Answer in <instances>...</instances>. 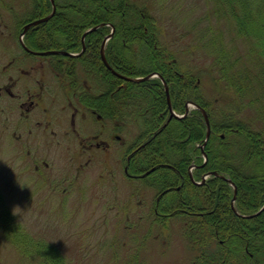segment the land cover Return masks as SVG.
Returning <instances> with one entry per match:
<instances>
[{
	"label": "trees",
	"instance_id": "trees-1",
	"mask_svg": "<svg viewBox=\"0 0 264 264\" xmlns=\"http://www.w3.org/2000/svg\"><path fill=\"white\" fill-rule=\"evenodd\" d=\"M66 1L57 0L59 14L65 13ZM138 1L72 0V21L60 22L59 34L70 40L74 48L70 52L76 53L84 29L101 23L112 25L114 34L105 50L112 67L129 78L160 74L175 111L184 114L185 104L193 101L207 112L209 138L201 150L206 127L198 110L182 119H169L160 80L127 82L103 69L99 46L109 27L87 34L86 52L76 58L82 75L92 77L90 70L103 75L104 82L96 80L91 85L94 97L90 106L98 109V102L104 101L107 120L119 119L122 135L128 132L132 147L138 148L134 167L128 166L129 171L143 176L138 179L137 191L150 190L156 196L167 191L159 200L157 213L169 222L181 221L186 240L199 253L193 264H264V210L246 217L264 205V0H208L215 17L233 29L236 39L231 40L242 38L247 43L245 57L239 56L237 48L223 46L210 24L206 32L205 28L193 31L199 35L201 49L211 57V67L206 70L213 75L217 95L233 97L230 107L218 111L202 98L200 77L163 48L150 7L138 6ZM46 12L47 8H42V13ZM255 104L259 110L245 109H253ZM202 154L207 157L205 164ZM190 166H196L192 171L195 182L209 172L233 182L235 212L231 207L233 189L226 180L211 176L196 185L188 172ZM150 217L159 226L166 222L154 212ZM0 228L28 261L64 264L55 247L25 233L4 207H0Z\"/></svg>",
	"mask_w": 264,
	"mask_h": 264
},
{
	"label": "rangeland",
	"instance_id": "rangeland-1",
	"mask_svg": "<svg viewBox=\"0 0 264 264\" xmlns=\"http://www.w3.org/2000/svg\"><path fill=\"white\" fill-rule=\"evenodd\" d=\"M137 3L150 7L163 48L175 53L179 63L182 61L200 77L202 98L212 104L213 111L234 103L233 97L223 99L217 95L213 75L206 70L211 67V57L201 49L199 35L193 31L205 28L206 32L210 24L223 46L237 48L243 57L247 43L242 38L231 40L236 39L233 29L215 17L211 2L139 0ZM242 61L250 63L246 58ZM165 85L171 100L166 82ZM258 108V104L253 109L245 107L253 111ZM246 110L245 116L249 114ZM175 115L182 114L175 111ZM6 124L0 114V207L6 208L33 239L55 247L64 264H193L199 253L186 240L181 221L161 219L167 223L160 226L152 223L150 214L154 210L148 211V203L154 194L142 188L136 195L132 192L131 184L123 177L124 163L121 158H112L114 151L106 152L109 158H57L60 156L53 149L51 155L55 158H24L8 136ZM191 169L192 166L188 172ZM0 264H34L5 237L2 228Z\"/></svg>",
	"mask_w": 264,
	"mask_h": 264
},
{
	"label": "flooded vegetation",
	"instance_id": "flooded-vegetation-1",
	"mask_svg": "<svg viewBox=\"0 0 264 264\" xmlns=\"http://www.w3.org/2000/svg\"><path fill=\"white\" fill-rule=\"evenodd\" d=\"M66 3L65 13L59 14L57 0H0V114L7 122L8 136L24 158H55L53 149L60 156L57 158H109L106 152L112 150L116 153L112 158H121L124 163L123 177L136 195L137 181L143 176L128 168L134 167L138 148L122 135L119 119L107 120L104 101L98 102V109L90 106L89 100L94 97L92 83L104 79L93 70L92 77L82 75L76 59L86 52V37L91 28L82 31L76 53L70 52L74 49L70 40L59 34L60 22L72 21V0ZM42 8H47L46 14ZM102 24L92 27V32L104 28ZM107 36L99 46L100 60L103 69L115 76L101 59ZM61 43L65 45L62 48L58 47ZM106 63L119 74L107 59ZM167 109L170 117L168 103ZM209 173L202 176L201 182ZM166 195L167 191L154 194L148 203L162 219L167 217L158 214L157 209L159 200Z\"/></svg>",
	"mask_w": 264,
	"mask_h": 264
},
{
	"label": "water",
	"instance_id": "water-1",
	"mask_svg": "<svg viewBox=\"0 0 264 264\" xmlns=\"http://www.w3.org/2000/svg\"><path fill=\"white\" fill-rule=\"evenodd\" d=\"M37 23H40V21L37 22ZM37 23H36V24H37ZM110 38H111V35L108 36V37L105 39V41L103 42V44H102V48H101V59H102L103 63L105 64V66L107 67V69L110 70V71L113 73V75H115V76H117V77H119V78H121V79H124V80H127V81H132V82H141V81H145V80H147V79H151V78L157 77L156 75L152 74V75H149V76L146 77V78L129 79V78H125V77H123V76L117 74V73L114 72L113 70H111L110 67H109V65L106 63V59H105V57H104V52H103V48H104L106 42H107ZM63 54H65V53H63ZM66 55H69V56H72V57H75V56H76V55H70V54H66ZM159 78H160V77H159ZM160 79H161V78H160ZM161 80H162V79H161ZM162 82H163V81H162ZM163 85H164V89H165V93H166L167 101H168V104H169L170 102H169V97H168L167 87H166V85L164 84V82H163ZM169 105H170V104H169ZM188 107H194L195 109L199 110V111L201 112L203 118H204V122H205V126H206V137H205V142H204V145H203V147H204L205 144H206V142H207V140H208V138H209V135H210V124H209L208 116H207L206 112H205L202 108H200L198 105H196V104H194V103H189V104H187V106H186V113H187V111H188ZM169 108H170V106H169ZM184 116H185V115H184ZM184 116H182V117H184ZM172 117H175V118H182V117H179V116L175 115L173 112H171V114H170V118H172ZM213 175L217 176L216 173H213ZM225 180H226V182H227V183L233 188V190H234V196H233V199H232V208H234V207H233V203H234V201H235V199H236V187H235V185L233 184V182L230 181L229 179H225ZM263 210H264V205L262 206V208H261L256 214H254V215H252V216H246V217L248 218V217L256 216V215L260 214ZM242 217H243V216H242Z\"/></svg>",
	"mask_w": 264,
	"mask_h": 264
},
{
	"label": "bare ground",
	"instance_id": "bare-ground-1",
	"mask_svg": "<svg viewBox=\"0 0 264 264\" xmlns=\"http://www.w3.org/2000/svg\"><path fill=\"white\" fill-rule=\"evenodd\" d=\"M107 68V67H106Z\"/></svg>",
	"mask_w": 264,
	"mask_h": 264
}]
</instances>
